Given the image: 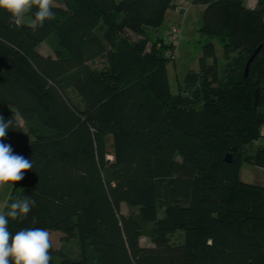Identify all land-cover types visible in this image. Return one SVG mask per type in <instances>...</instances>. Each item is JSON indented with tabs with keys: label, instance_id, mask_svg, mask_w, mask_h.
<instances>
[{
	"label": "trees",
	"instance_id": "1",
	"mask_svg": "<svg viewBox=\"0 0 264 264\" xmlns=\"http://www.w3.org/2000/svg\"><path fill=\"white\" fill-rule=\"evenodd\" d=\"M176 1L54 0L35 32L0 10V116L19 120L3 143L33 162L2 211L30 197L11 233L76 240L50 264H264V186L240 178L243 164L264 169V0H192L205 41L173 93L176 47L149 32ZM48 38L54 55L38 50Z\"/></svg>",
	"mask_w": 264,
	"mask_h": 264
},
{
	"label": "clouds",
	"instance_id": "2",
	"mask_svg": "<svg viewBox=\"0 0 264 264\" xmlns=\"http://www.w3.org/2000/svg\"><path fill=\"white\" fill-rule=\"evenodd\" d=\"M53 3L54 0H0V10L9 15V23L20 28L35 9L34 18L27 24L35 32L54 18ZM18 126L15 114L8 120L0 116V186L23 180L24 173L33 167L32 160L15 154L10 144L3 143L9 128ZM34 204V200L24 196L7 205V211H0V264H50L52 243L47 230L36 227L15 234L9 231V221L25 220Z\"/></svg>",
	"mask_w": 264,
	"mask_h": 264
},
{
	"label": "rangeland",
	"instance_id": "3",
	"mask_svg": "<svg viewBox=\"0 0 264 264\" xmlns=\"http://www.w3.org/2000/svg\"><path fill=\"white\" fill-rule=\"evenodd\" d=\"M201 15L202 12L199 5H194V8L192 9L191 13H188L186 20L182 25V35L178 41L179 46L174 53V59L169 61L167 64L169 85L171 92L173 93L177 92L178 83L181 82L183 75L189 70H197L198 68V58L201 55V45L205 41L204 37L200 36V34L197 32V29L201 23ZM30 19L32 18L27 16L25 23L28 24ZM149 33L152 38H154L153 36H155V33L152 31ZM126 34L131 39L137 38V36L131 32L127 31ZM213 43L215 46L218 64L219 66H222L227 59L223 57L221 43L217 39H214ZM54 48V42L51 38L42 41L38 45V50L43 55H54ZM74 98L76 99L75 96ZM262 129L264 130V127H262ZM107 143L110 144V138H108ZM108 149L110 150V147H108ZM107 157L109 159L112 158L111 154H109ZM240 178L247 183L264 186V169L249 164H243L240 170ZM134 210L135 208H131L125 203L120 204V211L123 213H129L130 211ZM158 214L159 216L162 215L161 209H159ZM48 232L50 233L52 246L57 252L63 251L71 256L76 255L77 242L74 238H67L62 232L59 231ZM178 239L179 236L174 238L175 241ZM140 242L142 245H148L150 243L146 237H142ZM58 262L59 255L55 254L53 256V264H58Z\"/></svg>",
	"mask_w": 264,
	"mask_h": 264
},
{
	"label": "crops",
	"instance_id": "4",
	"mask_svg": "<svg viewBox=\"0 0 264 264\" xmlns=\"http://www.w3.org/2000/svg\"><path fill=\"white\" fill-rule=\"evenodd\" d=\"M245 3L249 7H255L256 5V0H245ZM177 7L175 9H168L165 11L164 14V19L161 24V26L158 28L157 32H154L155 36L154 37H162L164 30L171 24L181 22L182 25L184 24L186 17L188 13L192 11L194 8V5L192 3V0H177L176 1ZM201 12L203 11V6L199 5ZM200 12V10H199ZM162 27V29H161ZM214 39H212L213 41ZM179 44H177L176 49L178 48ZM264 127L263 125L261 126V137L255 141L256 145H261L264 144V130L262 129ZM12 184H6L4 186H0V211H2L4 204L8 198V195L10 193Z\"/></svg>",
	"mask_w": 264,
	"mask_h": 264
},
{
	"label": "built area",
	"instance_id": "5",
	"mask_svg": "<svg viewBox=\"0 0 264 264\" xmlns=\"http://www.w3.org/2000/svg\"><path fill=\"white\" fill-rule=\"evenodd\" d=\"M182 29L183 28L181 22H177L169 25L163 32L162 35L163 42L175 48L182 35ZM168 53L170 54L171 57H173L175 50L170 49L168 50Z\"/></svg>",
	"mask_w": 264,
	"mask_h": 264
},
{
	"label": "water",
	"instance_id": "6",
	"mask_svg": "<svg viewBox=\"0 0 264 264\" xmlns=\"http://www.w3.org/2000/svg\"><path fill=\"white\" fill-rule=\"evenodd\" d=\"M259 48H260V46H258V47L254 50V52L252 53V55H251L250 58L248 59V61H247V63H246L245 74L247 73V69H248V65H249L250 61H251L252 58L256 55V53L258 52ZM257 94H258V91L256 90V91H255V105H256V102H257ZM225 160H226V161H230V160H231V157H230L229 154H226V156H225Z\"/></svg>",
	"mask_w": 264,
	"mask_h": 264
}]
</instances>
